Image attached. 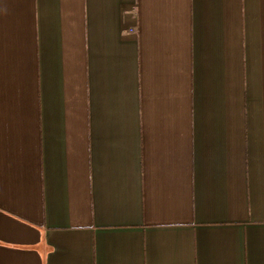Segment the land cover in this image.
<instances>
[{
	"label": "crops",
	"instance_id": "0c3cea01",
	"mask_svg": "<svg viewBox=\"0 0 264 264\" xmlns=\"http://www.w3.org/2000/svg\"><path fill=\"white\" fill-rule=\"evenodd\" d=\"M0 264H264V0H0Z\"/></svg>",
	"mask_w": 264,
	"mask_h": 264
}]
</instances>
